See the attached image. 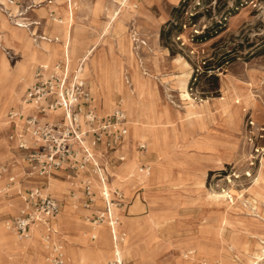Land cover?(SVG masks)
Wrapping results in <instances>:
<instances>
[{
  "label": "rangeland",
  "instance_id": "rangeland-1",
  "mask_svg": "<svg viewBox=\"0 0 264 264\" xmlns=\"http://www.w3.org/2000/svg\"><path fill=\"white\" fill-rule=\"evenodd\" d=\"M64 1L59 3L57 0L59 12H63ZM96 1L77 0L79 6L75 10L73 38L77 43L79 37L78 46L83 48L82 51L91 43L100 41L101 35L107 30L108 22L103 17L97 24L88 26L93 2ZM102 1L107 13L112 6L115 8V0ZM125 3L131 5L132 15H128L130 10L125 11L123 8L121 18H117L113 28L105 34L104 42H108V48L102 45L93 55L95 59L100 55L102 58L103 70L99 73V79L88 78L101 115L122 106L132 125L133 119L127 106L131 98H139L138 93L143 99L152 93L162 110L152 121L150 133H144L143 136L129 133L126 136L125 143L119 147L126 153L124 162L117 158L118 153L116 155L114 151H107L103 145L97 150L110 173L107 186L111 190H121L124 198L127 192L130 200L132 193H129L133 187L140 185L146 188L142 194L143 203L137 197L138 204L128 206L129 210L125 213L120 208L116 209L120 219L116 226L117 233L123 230L128 234L123 244L118 243L125 263L234 264L235 260L241 261L243 255L237 246H233L232 239L239 243L248 242L254 258L264 246L259 238L264 235V200L250 193L257 179L264 178V121L257 117L258 111L264 112V0H189L183 26L177 29L168 23L163 26L161 45L169 48L168 59L163 56L159 42H153L154 38L150 36L145 47L134 49L130 24L135 22L138 29L142 28L138 17L140 12L136 8V0ZM100 11L101 0H98L94 13L99 14ZM193 15L197 16L194 21L190 20ZM9 19L13 22V17ZM45 21L43 19V24ZM55 28L56 22H53L51 30L56 34ZM200 35L203 37H198ZM2 36L11 46L12 41L7 38V34ZM111 36L117 40L112 41ZM5 48L3 45V52L13 65H18L25 60L23 57H27L23 49ZM38 63L31 64L29 72L23 77L20 76L22 67L19 65L13 80L0 68V97L10 89L18 90L15 94L17 100L9 110L21 102ZM114 66H119L115 76ZM186 90L191 98L206 103V112L201 116L187 115L189 100H184L183 95ZM223 97L225 99H221ZM6 101L4 95L0 109ZM221 104L227 105L226 112H223ZM9 110L5 116L7 124L0 123V163L15 158L21 161V165L15 166L13 171L19 180L15 183V189L9 194L0 193V226L26 248L20 247L16 253L10 254L0 242V264H36L35 249L26 245L28 239H20L16 232L9 230L6 221L20 214L27 190L37 185L46 187L62 204L57 217L64 216L65 220L58 228L55 221L50 235L52 241L61 239L70 264L105 263L107 260L99 258L98 250L105 247L110 252L113 249L111 236L108 242L99 236L98 231H90L83 226L81 240L77 230L70 229L75 225L68 227L70 216L66 213L70 207L87 225L90 222L86 215L92 210L84 209L77 198H72L73 189L78 197L81 193L76 183L73 184L74 180L64 174L52 176L65 184L62 185V191L51 189V175L39 177L37 174H28L24 153L15 148L10 138ZM26 110H29L28 106ZM240 114L242 119H239ZM174 116H177V121ZM179 116L183 119L191 117L195 122L183 127ZM251 121L254 125H251ZM236 122H240L239 127H236ZM143 141L148 145L145 151L138 148ZM143 155L149 157L148 160L154 165L153 172L149 174L140 172V167L147 163L142 162ZM215 155L223 158L222 164L215 162ZM21 173L24 177L20 179ZM40 179L43 182H39ZM4 180L7 181L0 180V189ZM230 191L235 196L234 203L225 201L220 195ZM238 192H246L247 199L238 198ZM126 202L125 199L121 207H125ZM97 203L104 205L99 199ZM252 208L258 209L260 213L255 214ZM222 214H227L231 223L215 225ZM151 217L157 222L150 219L138 221ZM126 219L130 221V226ZM101 223L98 227L110 224ZM218 230H222V236ZM93 235L97 238L92 239ZM217 235L224 241L217 244L212 242ZM126 245L131 246L134 252L125 251ZM139 245L144 246L143 250ZM80 250L87 255L85 261L78 257ZM45 253L49 256L50 264H53L50 246Z\"/></svg>",
  "mask_w": 264,
  "mask_h": 264
},
{
  "label": "built area",
  "instance_id": "built-area-1",
  "mask_svg": "<svg viewBox=\"0 0 264 264\" xmlns=\"http://www.w3.org/2000/svg\"><path fill=\"white\" fill-rule=\"evenodd\" d=\"M8 5H18V1L0 0V7L14 17ZM52 18L60 20L55 16ZM131 31L135 50L148 44L134 26ZM86 60V57L80 58L75 65L66 51L64 57L54 65H40L35 69L34 80L23 100L29 110L9 114L15 129L10 138L17 142V147L24 153L28 174L48 177L56 175L57 171L69 169L71 174L68 178L74 180L73 184L76 183L81 193L78 197L73 189L72 198H77L84 209L92 210L86 215L87 220L91 224L109 222L114 241L122 243L121 235L114 233V224L120 223L114 209L125 204V198L119 189L107 191L110 173L97 150L103 145L107 151H117L123 145L129 134V116L122 106L107 117L92 106V92L84 77ZM251 125H254L253 121ZM138 148L145 151L148 145L143 141ZM124 159V155L119 156V160ZM151 171L150 164L145 163L140 167V172L144 174ZM2 179L7 181L0 193L9 194L18 180L13 172V163H0ZM99 198L104 205L97 209ZM24 200L20 214L6 221L7 228L23 238L29 237L34 222L45 221L49 224V219L62 210L61 202L43 185L27 190ZM96 238L93 235L92 239ZM45 239L51 240V235L45 234ZM52 255L53 264H70L61 245H54ZM109 264L126 263L116 250Z\"/></svg>",
  "mask_w": 264,
  "mask_h": 264
},
{
  "label": "bare ground",
  "instance_id": "bare-ground-1",
  "mask_svg": "<svg viewBox=\"0 0 264 264\" xmlns=\"http://www.w3.org/2000/svg\"><path fill=\"white\" fill-rule=\"evenodd\" d=\"M61 2H63V0H59V3H61ZM124 4H125V6H124L125 11L130 10L128 15L131 14V12H132L131 11V5H129L125 2H124ZM78 6L79 5L77 3V0H71L70 2H68L66 0L64 1L63 12H61L63 14V18L56 21L55 31H56V34H58V35H56L57 36L56 40H54V39H52V40L37 39L36 37H34V31H33L31 23H28V21L24 20V18H22V17H13V22H12L9 19V17H11V16L9 14H7V12L3 9V7H0V53H1L0 68L4 69V71L9 75V76H7L8 78H12V80H13V77L16 75L15 71L18 69L19 65H21V67H22L20 76L23 77L29 72L28 69H29V66L31 64H36L38 62H42L44 64L50 65L53 61H58L60 58L62 59V57H64L66 51L69 53L72 52L73 54L78 53V51L79 52L82 51V49L78 46L79 37H78L77 43L74 42V38H73V28H74V25L76 23V21H75V10H76V8H78ZM123 8H121L119 14L114 18L113 23L117 18H121L120 13L123 11ZM113 23H112V25H113ZM3 34H7V38L12 41L11 46L9 45L10 43L7 44L8 42L3 40V38H2ZM105 39L106 38H103V41L100 40L97 42V44L98 43H101V44H99V46L97 45L98 47L95 48L92 55L89 57L90 62L87 65V73H88L89 77L99 79V73L102 69V64H101L102 58L100 57L101 56L100 55V56H98L97 59H95V58H93V55H94L96 49H98L102 45L104 48H106V49L108 48V44H107L108 42H104ZM102 42L105 44H103ZM3 45L6 47H10L12 49H15V50L23 49L26 52L27 57H23V59H25V60L20 62L18 65H13L11 63V61L9 60L7 54L5 52H3V49H2ZM102 51H103V49H102ZM115 65H117V64H115ZM118 69H119V66H114V76L116 75V72ZM100 84H101V82H100ZM138 85H139V83H138ZM17 92H18L17 89H10L7 93L4 94V95H6L7 101L4 103V106H2V108L0 109V123L2 125L7 124V121H5V116L9 110V107L14 105L16 100H17V97H15V94ZM4 95L0 97V103L2 102ZM138 95H139V98L138 99L131 98V101L128 103V106H127L128 110L132 116V119H133V124L131 125V129H130L129 133H136L139 136H141V135L143 136L144 133H150L149 131L153 128L152 127V121L158 116V114L162 110H161V107L154 100L152 93H150L149 96L145 97L144 99L141 98L139 93H138ZM183 95H184V100H186V101L189 100L187 102V105H186V111L188 112L187 115L201 116L202 113L206 112V109H205L206 103L204 102V100L196 101L195 99L190 97V93L187 90L184 92ZM221 99H225V98L223 97ZM21 102L16 104V108H22L23 112H27L26 107L28 105H26V104L21 105ZM226 106H227L226 104H221V108L223 109V112L227 111ZM178 113H180V112H178ZM176 117H175V119L177 121L178 118H176ZM183 118L184 117L179 116V119L182 120L181 126H183V127H186L187 125H191L195 122V121H193V118H191V117L188 119H183ZM239 119H242V114L239 115ZM235 124H236V127H239L240 122H236ZM155 139H157L156 135H155ZM214 160L216 163L222 164L221 161L223 160V158L215 155ZM52 176L53 175L50 176L51 177L50 178L51 179L50 180L51 181V184H50L51 189L54 191H62L63 190L62 185H65V184H63V182H61L60 180H58L56 178L53 179ZM5 183H6V181L4 180V183L2 185L4 186ZM107 188H108L107 191L111 190L108 186H107ZM250 193H251V195H256L259 198L264 200V178H258L257 179V184L254 185V189ZM220 195L222 196V198L225 201L233 202V203L235 202V196L231 191L230 192H224ZM237 195H238V198H240V199H243V200L247 199L246 192L245 193L244 192H238ZM134 204L135 205L138 204V199H136ZM246 206H247V204H246ZM247 207H250V206H247ZM116 208H121V207H115V209H114V213L116 214V216H118L116 213ZM252 210L254 211L255 214L260 213L259 210L256 208H252ZM64 213H66V212H64ZM66 214L70 216V219L67 220L70 223L68 225V227L75 225V227L72 226V228H70V229L77 230V232H78L77 236L81 240H83V238L81 237L80 231L83 230L84 227L89 229L90 231H92V230L95 232L98 231L99 236H101L102 238H105L106 241H108V242H109L110 236H111V241L114 244L113 249L109 252L108 248H105V247L100 248L99 247L100 248L98 250L99 258H104V259L108 260L110 258V256L113 253H115L116 250L122 255L123 251L121 250L118 242H115L113 239V229H112L110 224L109 225L106 224V225L99 226V227H98V225L100 223H98V224H91L90 223L91 225L90 224L87 225L84 223L81 216L77 212H75V210H73L71 207L69 209V212H67ZM63 217L64 216L56 217L57 226L59 224H62V222H64L65 219ZM118 218H119V216H118ZM149 219L155 223L157 222L152 217L147 218L145 220L141 219L138 221L141 222V221H146ZM126 222L128 224L130 221H128L126 219ZM219 223L220 224L231 223V220L229 219L227 214H222L221 216H219L215 225H217ZM43 224H45V223H43ZM41 225H42L41 222L34 223L32 225L29 237H27V238H23L20 236L19 237L22 239H28L26 242V245L28 247L35 249V251H36V256H35L36 264H50L49 256L45 253L46 248H49V246H50V249L53 251V247L55 244H59L62 247H63V244L60 241H52V240L48 241V240H46L44 234L47 231V229L44 227H41ZM116 226L117 225L114 224V228H115L114 233L116 235L120 234L123 241H125V239L127 237V232L118 231V233H119L118 234L117 230H116L117 229ZM68 227L65 228L66 231L69 230ZM87 229H85V230L87 231ZM90 233H92V232H90ZM109 233H110V235H109ZM83 234L85 235V233H83ZM218 234L220 236H222L223 235L222 230H218ZM220 238L221 237H219L217 235V237L212 242H214L216 244L219 242H223L224 239L222 241ZM255 238L258 239V237H256V236H255ZM259 238H260V240L262 239V241H260V243L261 242L264 243V235L259 236ZM209 241H211L210 238H209ZM0 242L3 244V246L7 247L10 254L16 253V251L20 247L26 248V247L22 246L21 244H19L15 239L11 238L7 234L6 230L1 226H0ZM232 242L234 244L233 246H237L239 248V252L242 253V255H243V257L241 258L242 260L241 261L235 260L234 264H264V246H262L261 252L257 256H254V258L259 259L257 261L252 257L253 251L251 249H249V243L248 242L239 243V242L235 241L234 239H232ZM115 247H117V248H115ZM140 247H142V245ZM143 247H142V249L141 248L140 249L143 250ZM125 251L134 252V249L131 246L126 245ZM78 257L81 261H85L87 259V255H86L85 251H83V250L79 251ZM70 258H72V257H70ZM109 262L110 261H108V264H109Z\"/></svg>",
  "mask_w": 264,
  "mask_h": 264
},
{
  "label": "crops",
  "instance_id": "crops-1",
  "mask_svg": "<svg viewBox=\"0 0 264 264\" xmlns=\"http://www.w3.org/2000/svg\"><path fill=\"white\" fill-rule=\"evenodd\" d=\"M17 1H18V5H8V8L12 11V13L14 14V17H22V18H24V20L28 21V23H31L33 31H34V36H36L37 39H40V40H52V39L56 40L57 39L56 35H58V34L53 33L52 30H51L53 22H56L55 20H53L52 16H55V17H57L59 19L63 18V14L61 12H59V10H58V6L59 5H58L57 0H40V1H37V0H17ZM128 1H130V0H122V2H117L115 0L114 1L116 3L115 4V8L112 6L111 10L109 11V13H107L106 10H105V3H104V1L101 0V11H100L99 14H95L94 13V8L96 7V4H97L98 0L96 2H93V7H92V10H91L92 15H90V17L88 19V26L91 25L92 23H96L97 24L99 19H102V17H103L104 21L108 22V25L105 28L107 30L103 32L104 33L103 35H101L102 36L101 37L102 41H103V38H105L107 36L105 34H107L109 29L112 27V23H113L114 18L119 14L121 8H123L125 6L124 2H128ZM136 1H137L136 8H138L139 12H140L139 15H138L139 22H140V25H141L142 28L138 29L137 25L135 24V22L134 23L132 22L130 24V29L134 25L139 31H141L140 33L147 40V42H149V37L148 36L153 37L154 38L153 42H157V41L159 42V46L161 48L163 56L167 57V59H168V55H169V52H170L169 48L164 46V45H161L162 29H163V26H165V24H167L171 19H173L174 14H175V9H176V7L179 6V4L182 2V0H136ZM41 4H43V5L41 6ZM43 19L46 20L45 24H43ZM48 22H50L51 24L48 23ZM41 26H44V28H47V30H45L44 28H41ZM40 28H41V30H40ZM149 34H151V35H149ZM51 35H53V36H51ZM111 39H112V41H116L117 40V39H114L113 36H111ZM99 44H101V43H98V44L95 43L94 44V42H93L88 47H86L84 49V51H82L80 53H76V54H73L72 52L70 53L75 65L77 64L78 59L83 58V57L87 58V60L85 62V68H84V77H85V79L87 81V84L90 87L91 92H92V103L91 104L97 111H98V109H97L98 107L95 104L96 97H95L94 92L92 91V88L90 86L89 79H88L89 76H88V73H87V64H88V61H89V57L92 55L93 51L95 50V48ZM8 48H10V47H7L5 49H8ZM81 49H83V48H81ZM144 51H145V48L142 50V52H144ZM110 57H112V54L110 55ZM56 62H54L53 64H50V65H54ZM40 65H49V64L38 63L36 65V67L34 68V71ZM34 71H33V75H32V81L27 86L25 91L28 90V88L30 87V85L32 84V82L34 80ZM25 94L26 93L24 92V94H23V96L21 98V101H22L21 105H24L23 99H24ZM18 110H19V112H23L22 108L14 107V108H11L9 110V113L12 112V111H18ZM257 113H258V115H257L258 119L260 121H264V112L263 111H258ZM111 114H112V112L109 113V114L103 115V116L107 117V116H109ZM49 119H52V118H49ZM8 124H9L10 132L15 130L14 129V125H13V123L10 120H8ZM130 129H131V121H130V117H129V132H130ZM12 144L13 145L15 144L14 145L15 148L18 149L16 141H13ZM102 150L104 151V148H102ZM114 152L116 153V155L118 153L119 156L120 155H125V157H126V153L122 149H119V150L114 151ZM119 156H117L118 159H119ZM143 156H142V159H143L142 162L150 163V161L148 160L149 157H145L144 156V158H143ZM125 159H124V161H125ZM10 162L13 163V171H14L15 166L20 167L18 165L19 164L21 165V161H19L18 159H15V158H13V161H10ZM150 165H152V167L154 168V165L152 163H150ZM152 172H153V169H152ZM61 173L64 174L65 176L69 177V175L71 174V171L69 169H63V170L57 171L56 175L61 174ZM79 175H81V174H79ZM20 176H21V177H19L20 179L22 177H24V175L22 173H21ZM68 179H70V178H68ZM39 182H43V181L40 179ZM135 188H136V191L133 192V190ZM144 189H146V188L145 187L143 188L140 185L133 187V189L129 193V195L132 193V196L130 197V200H128L129 196L127 195V192L125 193V190L123 189L124 193H125V199H126L127 202H126L125 207H121L120 209L123 210L124 213H125L126 210H129L128 206L129 207H130V205L131 206H135L134 203H135L137 197H139V199L142 201L143 200L142 199V194L144 192ZM16 191H20V190L16 189ZM48 192L52 196L57 198L56 195H54L52 192H50V191H48ZM2 198L6 199L7 197H2ZM99 200L103 201L101 198H99ZM142 203H143V201H142ZM23 206H24V201H23ZM101 206L102 205H98L97 204V209L100 208ZM116 213H117V210H116ZM57 215H55V216H53V217H51L49 219V224L44 222V221H36L34 223L41 222L42 223L41 227H44V228L47 229V231L45 233H50L51 234V230L55 227L54 223L56 221ZM43 223H45V224H43ZM58 226L56 228H58ZM56 231L58 232L57 229H56ZM121 231H123V230H121ZM127 236H128V234H127ZM20 239H22V238H20ZM55 241H61V239L55 240ZM123 243H124V241L122 243H120V244H123ZM108 261H109V259L105 263H99V264H108Z\"/></svg>",
  "mask_w": 264,
  "mask_h": 264
},
{
  "label": "trees",
  "instance_id": "trees-1",
  "mask_svg": "<svg viewBox=\"0 0 264 264\" xmlns=\"http://www.w3.org/2000/svg\"><path fill=\"white\" fill-rule=\"evenodd\" d=\"M189 7V0H182V2L179 4L178 7L175 9V14L173 19H171L168 24L173 25V28L177 29L183 26V16L184 13L186 12L187 8ZM197 16L193 15L190 20L194 21ZM194 23V22H192ZM203 37V35H200L198 37Z\"/></svg>",
  "mask_w": 264,
  "mask_h": 264
}]
</instances>
